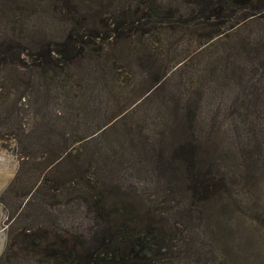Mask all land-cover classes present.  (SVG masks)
<instances>
[{
  "label": "rangeland",
  "instance_id": "obj_1",
  "mask_svg": "<svg viewBox=\"0 0 264 264\" xmlns=\"http://www.w3.org/2000/svg\"><path fill=\"white\" fill-rule=\"evenodd\" d=\"M142 1L71 0V9H86L89 16L96 15L95 25L102 29L106 28L102 26L104 23L114 25L121 14L122 17L125 14L142 16L140 24L134 22L132 28L128 27V31H135L131 40L126 45L113 41L108 45L107 55L102 56L108 68L102 76L110 84L109 90L101 91L99 100L103 101V106L106 100H117L129 106L128 117L104 134L97 131L90 135V132L94 125L112 114V110L103 107L84 116L79 88L60 86L65 80L72 81L66 73L58 75L61 82L57 76L52 78L54 72L48 73L45 102L42 96L31 94L35 89L28 87L38 81L34 76L0 65V107L6 108L0 113V264H53L41 262L34 255L25 256L26 252L17 247L18 236L46 225L62 233H76L82 226L81 209H78L80 201L72 189L55 193L46 189L35 190L44 168L40 151L31 148L32 155L23 174L15 179L19 169V158L14 150L16 139L24 137L25 129L32 132L38 143L52 147L50 141L58 136L48 137L49 125L55 126H50L52 133L56 129L60 131L64 125L62 131L65 129V132L59 140L65 139L73 154L83 150L78 140L82 135L94 136L95 140L88 146L96 150V155L106 158L103 163H109L114 174L124 168L128 175L131 167V182L126 184L130 193L150 203L157 213L169 219L167 235L174 237L170 251L174 256L173 264H264V149L256 142L249 147L243 140L240 152L233 154L234 147L241 145L242 136L230 138L231 123L243 119L238 113L246 116L248 126L257 138L264 135V58L260 53H254L260 56L259 60L244 61L239 55V39L243 38L245 42L248 37L256 44L255 40L260 41L259 35L264 36V18L243 29H229L224 33L228 37L206 46L179 22L161 23L155 15L147 17L154 2L146 0L143 4ZM156 1L159 5L169 0ZM61 2L0 0V37L18 31L34 35L37 31L43 39V36L61 39L69 23L61 12ZM222 56V61L226 60L234 68L245 64V75L242 78L238 75L232 77V74L227 76L229 70L225 77H220L223 75L222 66L218 67L220 61L209 64ZM23 59L25 64L30 63L27 58ZM253 65L257 70L250 72L248 68ZM147 67H151L154 73L165 75L161 87L142 100L144 97L140 94L149 85L142 77V71ZM74 76L75 73L70 74V77ZM138 83L140 86L133 90ZM251 93H259V98L253 99ZM29 95L30 103L27 102ZM89 96L90 92L85 97ZM179 96L195 101L197 132L205 133L208 119L214 129L212 133L219 134L222 149H231L229 154L221 157L224 165L220 164L221 171L227 173V191L202 208L190 205L186 196L174 194L170 187H153L146 165L142 164L140 170L138 165L134 168L131 165V159L138 151L135 145L148 141L159 127L158 108H175ZM89 98L95 100V96ZM126 124L128 127L123 134ZM119 141L125 146H120ZM68 164L72 163L68 161ZM66 187L75 188V179ZM7 248L10 256L5 259Z\"/></svg>",
  "mask_w": 264,
  "mask_h": 264
},
{
  "label": "trees",
  "instance_id": "obj_2",
  "mask_svg": "<svg viewBox=\"0 0 264 264\" xmlns=\"http://www.w3.org/2000/svg\"><path fill=\"white\" fill-rule=\"evenodd\" d=\"M145 1H142L143 4ZM153 2L154 7L150 8L152 11L146 14L147 17L155 15L161 23L179 22L181 27L188 28L190 34L206 46L212 45L214 41L216 43L219 38L228 37L224 33L229 29H243L264 18V0H169L159 5L156 0ZM71 4V0L61 2V12L69 21L61 39L46 36L43 39L37 31L34 35L18 31L0 37V65L8 66L26 76H34L38 81L28 87L37 91L31 94L42 96L45 102L47 94L44 88L47 86L48 73L54 72L52 78L57 76L59 82L58 75L66 73L72 81L65 80L60 86L67 89L73 86L79 88V94L82 95L79 102L84 105V116L103 107L105 110H112V114H108L100 124L94 125L90 132V135L97 131L104 134L128 117L129 106L117 100H106L103 106V101L99 100L101 91L105 88L109 90L110 84L102 76L104 71H108L106 60L103 62L102 56L107 55L105 52H108V45L113 41L126 45L135 32L128 29L132 28L130 26L134 22L140 24L142 16L125 14L122 17L121 14L114 25L104 23L102 26L106 28L102 29L95 25L96 15L89 16L86 9L75 11L71 9ZM127 24L129 26L125 27ZM259 40H255L256 44H253L248 37L245 42L243 38L239 39V55L242 60H259L260 56L253 55L254 53H260L264 58V36L260 34ZM24 57L30 60L29 64L24 63ZM222 59L223 56L217 57L209 64L211 66L220 61L218 67L222 66L223 72L220 77H225L229 70L227 76L232 74V77L238 75L242 78L245 75V64L241 63L240 67L234 68ZM150 69L151 67H147L142 71L144 81L149 83L140 94L144 97L142 100L157 91L163 83L165 74L154 73ZM248 69L250 72L257 70L255 65ZM71 73L76 76L70 77ZM139 86L140 83L133 90ZM89 92L90 96H95V100H90V96L85 97ZM30 95L27 97L28 103L31 101ZM251 97L257 100L259 93H251ZM110 102L112 105H109ZM194 104L195 101L193 103L190 98L179 96L175 108H158L159 127L148 141L135 145L138 151L131 159V165L132 168L138 165V170L142 169V164L146 165L153 187H170L174 194L186 196L190 205L202 208L208 201L224 196L227 191V173L221 171L220 164L224 165L221 157L231 149H222L219 134L212 133L214 129L208 119L205 133L197 132L198 110ZM5 111L6 108L0 107V113ZM242 114L238 113L243 119L231 123L230 138L242 136L239 141L241 145L234 147L232 153L240 152L243 140L249 147L256 142L259 148L264 149V135L261 139L257 138L253 129L248 126L246 116ZM50 126L54 125H49L46 132L48 137L58 136L50 141L49 145L52 147L38 143L32 132L25 129L24 137L16 139L14 150L19 158V169L15 179L23 174L32 155L31 148L40 151L44 168L40 171L42 175L35 190L46 189L55 193L72 189L77 201H80L78 209H81L82 226L76 233H62L52 229L50 225L37 231L22 232L18 236L17 247L26 252L25 256L34 255L41 262L53 264H173L174 256L170 251L174 237L167 235L169 219L157 213L150 203L130 193L126 184L131 182V167L128 175V170L124 171V168L119 174H114L110 164L103 163L106 158L96 155V150L88 146V143L95 140L94 136L87 138V135H82L78 140L81 141L83 150L73 154L69 143L65 139L59 140L65 132V129L62 131L64 125L60 127V131L56 129L53 133ZM127 127L128 124L124 131L121 129L123 134ZM120 146L125 144L122 142ZM68 161L72 164H68ZM98 163L102 166L97 165ZM73 179L75 188L66 187ZM9 256L7 248L4 257L8 259Z\"/></svg>",
  "mask_w": 264,
  "mask_h": 264
}]
</instances>
